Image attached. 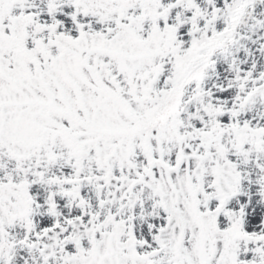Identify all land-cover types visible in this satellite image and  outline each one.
<instances>
[{"label":"snow or ice","instance_id":"6c2138e0","mask_svg":"<svg viewBox=\"0 0 264 264\" xmlns=\"http://www.w3.org/2000/svg\"><path fill=\"white\" fill-rule=\"evenodd\" d=\"M0 264H264V0H0Z\"/></svg>","mask_w":264,"mask_h":264}]
</instances>
